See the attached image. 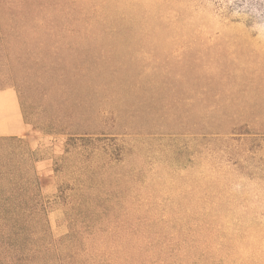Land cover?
I'll list each match as a JSON object with an SVG mask.
<instances>
[{
  "label": "rangeland",
  "instance_id": "1",
  "mask_svg": "<svg viewBox=\"0 0 264 264\" xmlns=\"http://www.w3.org/2000/svg\"><path fill=\"white\" fill-rule=\"evenodd\" d=\"M244 19L264 0H0V90L27 125L0 135V173L28 227L0 264H264V42Z\"/></svg>",
  "mask_w": 264,
  "mask_h": 264
},
{
  "label": "trees",
  "instance_id": "2",
  "mask_svg": "<svg viewBox=\"0 0 264 264\" xmlns=\"http://www.w3.org/2000/svg\"><path fill=\"white\" fill-rule=\"evenodd\" d=\"M7 183L14 185L15 178L0 173V253H21V238L28 227L17 223V219L25 208L26 200L14 188H5Z\"/></svg>",
  "mask_w": 264,
  "mask_h": 264
},
{
  "label": "crops",
  "instance_id": "3",
  "mask_svg": "<svg viewBox=\"0 0 264 264\" xmlns=\"http://www.w3.org/2000/svg\"><path fill=\"white\" fill-rule=\"evenodd\" d=\"M27 132L21 102L16 89L0 90V135H17Z\"/></svg>",
  "mask_w": 264,
  "mask_h": 264
},
{
  "label": "clouds",
  "instance_id": "4",
  "mask_svg": "<svg viewBox=\"0 0 264 264\" xmlns=\"http://www.w3.org/2000/svg\"><path fill=\"white\" fill-rule=\"evenodd\" d=\"M230 2H231V0H228V3H230ZM227 6H228V4L226 3L224 5L225 9L227 8ZM239 22L244 23L245 24V27H247V29H248L249 32H251V33L252 32L257 33V35L255 36V38L258 41L264 42V23H256V22H253L251 24V26L249 27V26L246 25V22H247L246 19H244V21H239Z\"/></svg>",
  "mask_w": 264,
  "mask_h": 264
}]
</instances>
